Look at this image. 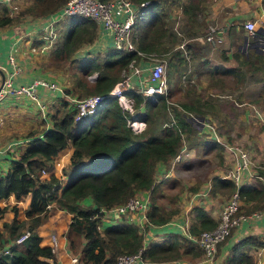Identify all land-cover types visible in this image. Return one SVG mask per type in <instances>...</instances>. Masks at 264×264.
Instances as JSON below:
<instances>
[{
  "label": "trees",
  "instance_id": "trees-1",
  "mask_svg": "<svg viewBox=\"0 0 264 264\" xmlns=\"http://www.w3.org/2000/svg\"><path fill=\"white\" fill-rule=\"evenodd\" d=\"M141 1L144 0H131L133 4ZM205 1L148 0L130 27L129 40L133 49L124 51L111 46L103 55L76 56L80 47L95 40L96 22L80 16L66 17L59 22L60 26L55 28V40L48 48L49 57L42 66L52 70L60 67L58 62H62L61 67L66 69L64 66L72 63L75 64L74 71L82 77L76 76L62 89L66 97H61L51 112L50 126L26 134L25 137L30 138L27 145L9 160L8 169L0 173V199L11 194L19 200L29 195L25 221L17 220L15 204L0 206V218L6 210L12 211V218L1 222L0 243L13 240L23 225L30 231L21 243L10 247L11 256L0 257V264H58L51 247L39 244L35 231L47 218L50 208L70 214L64 237L68 251L78 255L82 264H114L118 255L138 249L147 264L176 259L190 262L202 256L191 238L169 234L163 240L144 244L143 232L131 216L121 215L107 221L100 217L103 209L121 204L135 193L144 191L148 192L145 223L160 225L169 221L173 209L168 211L155 200L159 186L154 178L156 165L161 162L168 166L183 144L200 147L195 136L197 130L187 120L188 116L211 119L216 116L214 112L223 109L207 91H196L200 81L196 84L193 79L196 75H206L211 91L216 90V82L222 81L216 74H230L235 80H242L254 77L264 68V52L252 47L244 53H232L234 64L231 66L209 63L210 45L204 39L206 25L200 11ZM64 2L28 0L13 14L5 4H0V27L15 24L25 16L31 19L42 17L54 12ZM172 4L181 9L185 26L181 34H176L168 26V19L173 16ZM182 33L191 42L184 44L185 56L179 57L180 51L172 50V47L185 37ZM258 37L254 36L252 42ZM160 53L167 54V78L176 67L182 68L186 59H196L198 63L193 67V73L190 71L185 78L180 74L175 81L168 80L166 91L155 94L154 100L131 90L124 91L131 99L132 110L122 108L116 96L108 95V92L122 79L127 64L131 60L144 64L149 56ZM65 61L68 65H64ZM92 73H95L93 79L86 81L85 77ZM255 80L259 78L255 77ZM89 95L102 96L96 111L75 121V100ZM134 119L144 122L142 130L134 132L130 128L129 122ZM65 147L70 148L68 161L61 167L60 176H56L53 173L54 156ZM261 174L264 171L257 168V176ZM210 182L212 189L221 187L226 198L236 190L240 201L237 212L241 209V212L248 213L264 205V187L258 182L236 187L230 179L214 176L210 177ZM189 189L195 188L191 186ZM244 202L249 204H242ZM193 211V220L187 231L189 236L196 238L201 231L213 228L216 221L200 207H194ZM228 235L217 243V249ZM261 242L253 235L239 239L229 248L224 264H255L247 254V248Z\"/></svg>",
  "mask_w": 264,
  "mask_h": 264
},
{
  "label": "crops",
  "instance_id": "crops-1",
  "mask_svg": "<svg viewBox=\"0 0 264 264\" xmlns=\"http://www.w3.org/2000/svg\"><path fill=\"white\" fill-rule=\"evenodd\" d=\"M15 1L17 2V7L15 11H9L11 14L17 11L19 6L18 2L23 3L28 0ZM10 3L14 4V1L10 0ZM0 4L4 3L0 1ZM203 4L204 5L200 11L205 23H220L218 25L221 27H218L215 30L214 35L218 38H216L217 44H221V42H224L225 40H231L236 50L240 53H244L245 48L252 47L250 43L252 42L253 37L247 34L246 30L243 28V22L247 20L252 21L256 29H264L263 0H210L208 3L204 2ZM47 15L36 17L34 19L25 16L15 24L0 27V73L3 74L5 81L10 80V87L16 88L20 85H29L35 80H44L46 82H52L55 85L54 87L47 88L46 86L37 84L35 98H31L23 93H15L14 91L0 92V134L2 132L1 123L7 113L11 116L13 114L18 115L21 122H17L15 119L14 123H19L21 129L27 128L25 131L14 129L13 131H10L12 133L11 135L6 133L3 136H0V173L5 172L8 169L10 163L9 160L15 158L19 150L27 145L30 138L25 137V134L23 135V133H30L34 132L33 130H40L44 127H49V114L53 112L59 99L61 97H66L62 90L65 85L63 84V86L55 77L52 72L54 70L42 66V63L48 59L49 55L48 48L40 50L44 40L38 38V29L41 22L44 23L46 21V18L48 17ZM96 25L97 35L95 40L90 44L80 47L76 51L77 56H91L97 53L103 55L104 50L107 47L112 46L110 31L104 28L101 24ZM58 26H60L59 23L55 25V28ZM204 39L207 44L208 42H212L206 40V36ZM215 43L213 44L215 47H213V45L209 46V50H215L212 53V61H214L212 64H219L223 67L234 64L231 57L233 52H231L230 44H226L224 47H219V45L216 46ZM174 49L180 51V53H178L179 57L185 56L184 47L179 46V43L172 47V50ZM9 56L12 57V62L9 61ZM207 57L210 60L209 54H207ZM188 62L189 61H187V66L184 69L176 67L177 69L171 73L169 78L164 75L167 86H169L167 82L168 80L172 79L175 81L176 76H180V74L181 78H185L184 75L188 74L190 71L192 72L193 68H191ZM209 63L211 62L209 61ZM139 65L143 68L140 73L141 76H146L147 70L144 67H146L148 63L146 62ZM13 70H15V73H12ZM184 70L185 72L183 74ZM262 71L263 72L261 73H256L255 77H258V81H261L262 84H264V68ZM202 75H196L193 79L196 84L200 81V84L198 83L200 86L197 84L196 91L199 90L203 93L204 91H207L210 96H215L216 90L209 91L210 86H207V80L205 79L206 75ZM135 80L136 77L133 76L131 81L134 83ZM124 96L127 97L126 95ZM127 98L129 99V97ZM228 102L230 106H232L231 109L237 114L242 115L241 118L245 121V126L241 129L240 133L232 130V128L220 130L219 122H216V120L214 121L211 118L209 120L214 126V131H208L205 126H202L200 129H196L197 134H195L197 140L201 143L200 146L205 145L207 148L187 147L186 144H183L179 149V152L176 154L178 155V158H175V155L174 158L170 160L168 166H165V164L161 162L157 163L154 178L159 182V192L156 193L155 200L156 198L161 197L168 198L162 203L157 200L156 202L163 205L166 210L173 209L174 213L169 221L160 225H148L144 220H137V225L143 232L144 244H147L150 241L163 240L169 234H179L193 240V237L189 236L187 228L189 222L193 220L194 207L202 208L208 217L213 221L217 220L219 209L221 208L226 195H224L225 193H222L223 190L221 187H216L214 189L211 188L210 177L214 176L230 179L229 173L234 163L238 160L236 154L232 151H228L221 143L234 145L235 143L231 142L234 137H240L242 141L246 143L244 146L246 147L245 151L249 156L250 164L241 170L237 187L243 184H255L256 182L264 187V174L257 176V168L264 171V124L260 127L259 132L256 130V134L249 132L250 120L247 119V116L250 114V108L255 107L250 103L236 102L232 99ZM241 104L244 105L243 108H238ZM218 105H220V103H218ZM222 112L233 119L236 118L232 111L227 112L222 109ZM256 113L258 114V111H256ZM260 114L262 116H259L258 119L264 118V108H260L259 115ZM22 117H27L29 119L26 122H23L21 119ZM36 120L37 123L34 124ZM242 120H240L241 123ZM134 121L139 120L134 119ZM38 124H41V126ZM16 133L22 135L13 136ZM256 145L258 146L257 148ZM214 146H220L221 154L223 156V160H220L218 163H216L215 160H206L207 158H205L204 154L209 150V147ZM69 153L70 148L65 147L54 156L53 173L57 168L58 174L54 173L56 176L61 174L60 169L67 163ZM199 154H201V156ZM191 186L195 189L190 190L189 187ZM163 187L166 188L168 192H165ZM28 199V194L22 196L19 200L14 199L10 194L5 198L0 199V206L5 205L7 201L13 202L16 205V202L24 200V207L26 209ZM242 204L248 205L249 202H244ZM8 211L9 210H6L2 214L0 218V226L1 222H8L12 218V216L11 218L4 217V214ZM256 211H259L258 216L243 219L235 228H233L226 240L218 246V249L216 248L214 259L209 264H224L231 245L247 235H253L258 240L262 241L258 246H249V248H247V254L251 255L255 264H264V205L259 207V210ZM23 219H25V216L22 219H18L17 217L18 221ZM69 220L70 214L68 212L56 208H50L45 221L35 229L39 236V244L42 246H50V234H54L55 246L53 247V252L58 264H70V256L72 254H70L67 249L64 237V230ZM4 237L5 234L3 235V238ZM158 264L205 263L204 261L201 262L200 258H196L190 262L186 259H176Z\"/></svg>",
  "mask_w": 264,
  "mask_h": 264
},
{
  "label": "built area",
  "instance_id": "built-area-1",
  "mask_svg": "<svg viewBox=\"0 0 264 264\" xmlns=\"http://www.w3.org/2000/svg\"><path fill=\"white\" fill-rule=\"evenodd\" d=\"M0 1L8 7L10 12L16 10V6L11 4L10 0ZM148 3V0L138 2V4H133L131 0H65L55 12L47 15L48 17L44 23L41 22L38 29V38L44 40V43L40 47V50L49 48L55 40V25L57 23L66 17L80 16L82 18L91 19L96 22V24H101L104 28L108 29L111 34L112 47L124 51H130L133 49V45L129 40L130 27L136 16ZM242 25L247 34L251 37L259 35L255 42L250 43L253 49L259 48L261 51H264V29H256L254 23L248 20L244 21ZM214 35L215 31L210 27L206 34V40L214 41V39L217 38ZM179 46H182V44H179ZM9 61L12 62L11 56H9ZM147 63L148 65L144 67L147 70V74L142 77L140 73L143 68L131 60L127 64V70L122 73V79L108 92V95L117 97V103L122 108H131L130 98L128 99L125 97V94L123 93L126 90L137 92L153 100L155 94L164 93L166 91V81L163 75L165 69L164 61L151 55L149 56ZM12 73H15V70H13ZM133 76L136 77L134 83L131 81ZM37 84L46 86L47 88L55 86L52 82L35 80L29 85H20L16 88H11L10 80H4L0 92L14 91L15 93H23L31 98H35ZM101 98V95H89L75 100L76 113L74 120L78 121L83 116L93 114L96 111V107L101 101ZM192 117L197 118L198 116ZM129 126L134 132H138L143 129L144 122L140 120H131ZM202 126H205L208 131H214V126L208 118L202 117L201 127ZM221 144L228 151L234 152L238 158L229 173V178L234 185L237 186L241 170L250 164L249 156L244 149L236 145ZM175 158H178V155H176ZM147 193L148 192L144 191L135 193L123 203L108 209H103L100 217L101 220L107 221L106 219L109 218H119L121 215H129L136 221H145V211L148 207ZM239 202V197L235 190L223 201L218 212L215 226L211 229L201 231L196 238H193L202 252L201 257L203 258V261L211 260L215 254L217 243L227 236L241 220L259 215V211H252L248 214H244L243 212L237 213ZM29 232L28 229H24L13 240L1 243L0 257L11 256L12 252L10 247L21 243L25 237L29 235ZM54 246L55 236L54 234H50V247L52 251ZM77 256L78 255L76 254L70 256V264H81ZM114 264L147 263L142 259L141 250L138 249L130 254L118 255Z\"/></svg>",
  "mask_w": 264,
  "mask_h": 264
},
{
  "label": "rangeland",
  "instance_id": "rangeland-1",
  "mask_svg": "<svg viewBox=\"0 0 264 264\" xmlns=\"http://www.w3.org/2000/svg\"><path fill=\"white\" fill-rule=\"evenodd\" d=\"M13 1H14V4L16 5V7H17V2L15 0H13ZM208 1H210V0H206L205 3H208ZM23 3H25V2H23ZM23 3H19L18 2V5H21ZM170 8H171V13L173 14V16L170 19H168V26L170 27V29H172L174 32H176V34H181V32L183 31L182 28L185 27L184 24H183V18H182V14H181V11H180L181 9H180L179 5L175 6L174 4L170 5ZM218 24H220V23L218 22L217 24H214V23L209 22V24H207V23L204 22V26L206 25L205 29L203 30L204 33L207 34L210 27H212L213 30L215 31L218 27H221ZM185 37H183L181 39L180 43H179V44H182V47H184V44L186 42H191L189 38L187 39V36H185ZM214 43L216 44V46L219 45V47H224V46H226V44H230L231 52L234 53L235 51H237L235 46H234V44L231 42V40L230 41L229 40H227V41L225 40L224 42H221V44L220 43L217 44V40L216 39H214V41H212L210 43L208 42V44L211 45V46ZM213 47H215V46L213 45ZM246 49L247 48H245V50ZM213 51H215V50H208V54H209V58H210V62L211 63L214 62V61H212V59H213V54H212ZM261 52H264V51H261ZM166 55L167 54H165V53L164 54L163 53L154 54V56L156 58L162 59L165 64H166V62H165ZM186 55L188 56L187 53H186ZM58 63L59 64L57 66H60V67H58L60 69H58V68L57 69H52V70H54L52 72L55 75V77L58 79V81L61 82L62 85L64 84L65 86H68L69 85L68 82L71 79L73 80V78H76V76L77 77H82V75L78 71H74V65L75 64L71 63V65H70L71 67L70 66H64L66 69H63V67H61L62 62H58ZM188 63L191 66V68H193L195 66V64L198 63V60H196V59H194L193 61L189 60ZM64 65H68V62L65 61ZM186 66H187V59H186L185 65L182 68H185ZM195 69L199 70L196 67H195ZM200 71H201V69H200ZM73 73H74V76L72 75ZM163 75H165V76L167 75L166 67L164 69ZM94 76H95V73H92L91 75H87V77H85V80L90 82L93 79ZM216 76L221 78L222 81L215 83L216 92H215L214 98H216V101L218 103H220V105L222 106V108L224 110H226L227 112L232 111L234 116L236 117V118L233 119V118L225 115L224 112H219L218 110L216 112H214L216 114V116L214 115V117L212 116L211 118L214 121L216 120V122H219V124H220L219 125V129L221 130V129H225V128H228V129L232 128V130H235V131L240 133L241 129L245 126V124H244L245 121H243L242 118H241L242 115L237 114L236 112H234L231 109L232 106H230L228 101L230 99H232V100H235L236 102H247V103H250L251 105H253L255 107V108L251 107L253 110L250 108V114H248V116H247V119L250 120L249 121L250 122V124H249V132L255 133L256 130H258V132H259L260 131V127L264 124V118L258 119L259 116H262L261 114L259 115L260 108H264V91L262 90V82L261 81H256L255 80V76L254 77L253 76H248V77H246V79H242V80L241 79L240 80H235L230 74H216ZM116 100H117V97H116ZM170 100H172V98H170ZM131 105H132V102H131ZM243 106L244 105L241 104V106H238V108L239 107L243 108ZM126 110H132V109L131 108H129V109L126 108ZM256 111H258V114L256 113ZM50 114H49V116H50ZM15 119L17 120V122H21L20 117L18 115L13 114L11 116V115H9V113L6 114L5 118L3 119V122L1 123V126H2V130L1 131L2 132H1L0 136H3L6 133H8V135H11L12 133L10 131H13L14 129H20L21 131L27 130V128H22L21 129L19 123H17V124L14 123ZM21 119H22L23 122H26L29 118L22 117ZM240 120H242V123L240 122ZM35 123H37V120L34 122V124ZM38 125L41 126V124H38ZM24 134L26 135L28 133L25 132V133H23V135ZM18 135L20 136L22 134H17L16 133L13 136H18ZM231 142L235 143L234 145H236V146H238V147H240V148H242L244 150L246 149V147L244 146L246 143H244L240 137H234ZM191 147L195 148L196 146H191ZM200 147L207 148V146H205V145H202ZM257 147L258 146L256 145V148ZM212 148H214V149H212ZM204 154H205V158H207L206 160H215L216 163L220 162V160L221 161L223 160V156L221 154L220 146L209 147V150L206 151ZM199 155L201 156V154H199ZM54 173L58 174L57 168L54 171ZM164 191L168 192V190L166 188H164ZM157 192H159V186L157 188ZM166 199H168V198H165V197L156 198V200L158 202H160V203H162ZM84 203L86 204L88 202L85 201ZM12 204H14V203L13 202H8V201L6 202V206H9V205H12ZM15 206H16V218L17 217H18V219L24 218V209H25L24 200L16 202ZM241 211L242 210L240 209L237 213H242ZM253 211H256V210H253ZM11 216H12V211H10V210L8 212H6V214H4V217H6V218H9V217L11 218ZM22 221H25V220L23 219ZM24 229H26V225H23L20 228L19 232H21ZM214 256H215V254L211 258V260L204 261V263L205 264H209L214 259ZM200 261L203 262V258L202 257H200Z\"/></svg>",
  "mask_w": 264,
  "mask_h": 264
},
{
  "label": "water",
  "instance_id": "water-1",
  "mask_svg": "<svg viewBox=\"0 0 264 264\" xmlns=\"http://www.w3.org/2000/svg\"><path fill=\"white\" fill-rule=\"evenodd\" d=\"M256 51L261 52V50L259 48H255ZM3 74L0 73V90L3 84ZM201 116H198L197 118L192 117V116H188L187 120L196 128V129H200L201 128Z\"/></svg>",
  "mask_w": 264,
  "mask_h": 264
},
{
  "label": "clouds",
  "instance_id": "clouds-1",
  "mask_svg": "<svg viewBox=\"0 0 264 264\" xmlns=\"http://www.w3.org/2000/svg\"><path fill=\"white\" fill-rule=\"evenodd\" d=\"M134 121V120H133ZM141 121V120H140ZM237 187V186H236Z\"/></svg>",
  "mask_w": 264,
  "mask_h": 264
}]
</instances>
